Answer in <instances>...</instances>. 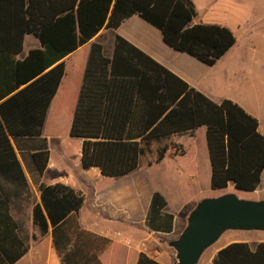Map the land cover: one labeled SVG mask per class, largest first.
Here are the masks:
<instances>
[{"label": "trees", "instance_id": "16d2710c", "mask_svg": "<svg viewBox=\"0 0 264 264\" xmlns=\"http://www.w3.org/2000/svg\"><path fill=\"white\" fill-rule=\"evenodd\" d=\"M134 15L160 30L170 48L208 66L236 43L227 27L193 25L197 12L192 0H0V173L19 178L26 189L11 137L41 136L65 75L63 60L101 30H116ZM28 35L40 48L19 59ZM201 127L207 129L211 190L233 184L256 191L264 173V135L256 118L231 100L213 102L119 35L111 54L102 44H92L70 129V137L82 141L85 170L98 168L106 178L127 176L154 145L170 141L171 147L156 149L155 162L168 152L184 157L194 150ZM32 159L42 173L48 153ZM57 188L43 187V208H34V223L43 233L47 218L56 226L82 203L72 199L71 191L57 198ZM158 199L154 194L153 206ZM12 263L0 252V264ZM138 264L160 263L142 253ZM213 264H264V243L254 251L248 243H232Z\"/></svg>", "mask_w": 264, "mask_h": 264}, {"label": "crops", "instance_id": "0c3cea01", "mask_svg": "<svg viewBox=\"0 0 264 264\" xmlns=\"http://www.w3.org/2000/svg\"><path fill=\"white\" fill-rule=\"evenodd\" d=\"M117 35L213 102L221 104L231 100L259 121L258 116L229 91V82L237 81L236 73L231 74L226 63L232 48L214 66H208L170 48L161 31L138 15L124 21L116 30H101L95 39L63 60L65 75L49 106L42 135L10 139L25 176L26 189L19 178L0 173V252L7 262L64 264L66 256V264H138L143 253L160 264H177L171 242L184 231L198 203L214 198L207 193L211 189L212 167L206 127L197 130L194 150L186 156L175 157L168 152L161 162L151 165L145 156L138 169L119 178L103 177L98 168L85 170L81 162L82 141L70 137L80 142L78 152L73 154L62 149L60 142L49 133L48 128L54 123L65 122L71 129L91 46L100 43L111 54ZM38 48L39 41L32 35L26 36L19 59ZM260 126L261 121L259 131L264 135ZM43 152L48 153V162L39 173L32 155ZM163 170H168L166 178L161 177ZM182 179L197 191L195 198L187 199L182 193ZM263 183L264 173L261 185ZM43 187H58L57 198L71 191L73 200H82L80 208L68 212L56 226L51 225L44 211L48 222L45 233L34 223V208H43ZM156 193L160 199L153 206ZM259 196V201L264 200V195ZM245 233L252 235L254 232ZM243 242L254 251L264 243V238L228 239L210 254L207 264H213V259L224 247Z\"/></svg>", "mask_w": 264, "mask_h": 264}, {"label": "rangeland", "instance_id": "374dc122", "mask_svg": "<svg viewBox=\"0 0 264 264\" xmlns=\"http://www.w3.org/2000/svg\"><path fill=\"white\" fill-rule=\"evenodd\" d=\"M192 1L197 12L193 19L194 23L218 24L229 28L234 33L236 43L227 55L226 63L230 67V73L232 74L233 71L236 73L237 81L231 80L229 82V91L258 116L259 121H261V131L264 132V0ZM61 123H54L49 126L48 131L60 142L62 149L74 154L78 152L80 142L71 139L69 125L65 122ZM199 138H202L201 135ZM199 144H201V140ZM164 145L171 147V141L154 145L152 153L146 156V162L154 163L157 157L156 148ZM157 169L159 170V167ZM167 171L161 172L162 178L167 177ZM183 180L184 190L182 189V193L187 199L195 198L197 191L190 188ZM207 193H211L212 197L231 193L243 200L259 201V195H264V183L255 193L237 191L233 186L222 191L209 189ZM251 236L264 238V232H254L252 235L245 232H226L214 246L203 254L199 264H207L210 254L228 239Z\"/></svg>", "mask_w": 264, "mask_h": 264}, {"label": "water", "instance_id": "95a60500", "mask_svg": "<svg viewBox=\"0 0 264 264\" xmlns=\"http://www.w3.org/2000/svg\"><path fill=\"white\" fill-rule=\"evenodd\" d=\"M229 231L264 232V200H243L231 193L202 200L179 238L170 244L177 264H199L203 254Z\"/></svg>", "mask_w": 264, "mask_h": 264}]
</instances>
